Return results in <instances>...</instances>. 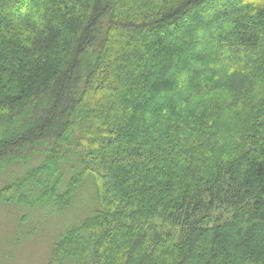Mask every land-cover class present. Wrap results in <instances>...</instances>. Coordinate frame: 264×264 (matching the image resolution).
<instances>
[{
	"label": "trees",
	"instance_id": "trees-1",
	"mask_svg": "<svg viewBox=\"0 0 264 264\" xmlns=\"http://www.w3.org/2000/svg\"><path fill=\"white\" fill-rule=\"evenodd\" d=\"M6 169L92 191L45 264H264V0H0Z\"/></svg>",
	"mask_w": 264,
	"mask_h": 264
},
{
	"label": "rangeland",
	"instance_id": "rangeland-1",
	"mask_svg": "<svg viewBox=\"0 0 264 264\" xmlns=\"http://www.w3.org/2000/svg\"><path fill=\"white\" fill-rule=\"evenodd\" d=\"M190 21L184 20L181 30H184ZM194 23L196 22H191L192 25ZM178 36L180 34L176 31L169 38V42L179 40ZM194 56V49L185 48L177 69L189 70V60ZM18 175L19 172H14L13 169L0 171V189ZM82 186L76 197L63 210L49 204L27 208L14 202L0 201V264H45L50 259L52 246L59 236L68 227L80 222L94 205L90 187Z\"/></svg>",
	"mask_w": 264,
	"mask_h": 264
}]
</instances>
